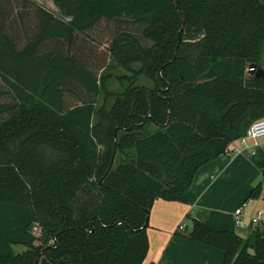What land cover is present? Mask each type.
<instances>
[{"label": "trees", "instance_id": "trees-1", "mask_svg": "<svg viewBox=\"0 0 264 264\" xmlns=\"http://www.w3.org/2000/svg\"><path fill=\"white\" fill-rule=\"evenodd\" d=\"M53 2L65 19L0 0V264H144L155 202L186 203L197 172L264 118V0ZM102 23L143 30L112 40L98 77L79 46ZM110 68L126 72L120 93ZM71 87L84 100L67 108ZM186 236L224 264H264L260 229L252 244L193 220Z\"/></svg>", "mask_w": 264, "mask_h": 264}, {"label": "crops", "instance_id": "crops-1", "mask_svg": "<svg viewBox=\"0 0 264 264\" xmlns=\"http://www.w3.org/2000/svg\"><path fill=\"white\" fill-rule=\"evenodd\" d=\"M25 25L17 20L13 26L21 40L26 37L24 29L28 26ZM243 145L240 140L232 143L227 154L197 172L186 203L155 202L149 216L150 248L144 264H224L223 250L194 242L186 236L193 227V220L205 221L214 230L234 231L243 240L255 243L256 230L264 231L251 223L258 212H264V178L258 168L264 161V139L255 156L245 152ZM247 174L250 179L242 188L241 178ZM261 182V197L246 202L255 184ZM239 208L244 209L245 228L235 224V212ZM181 224L187 225L185 232L178 231Z\"/></svg>", "mask_w": 264, "mask_h": 264}, {"label": "rangeland", "instance_id": "rangeland-1", "mask_svg": "<svg viewBox=\"0 0 264 264\" xmlns=\"http://www.w3.org/2000/svg\"><path fill=\"white\" fill-rule=\"evenodd\" d=\"M36 2L38 5H40L43 8H46L47 10L51 11L53 14L56 16L65 19L60 10L54 5L53 0H32ZM30 13H33L31 11ZM34 17L30 18V21L32 23L31 25V35L33 34L32 32L35 31L36 25L34 22ZM130 31L137 36L141 38V33L143 30V27L141 26H136V25H126L122 24L120 26H117L116 24H108V23H102L99 25V27L94 30L90 36L92 37L91 40L92 42H87L88 45L85 47L84 45H80V54L85 56V59L88 61L89 65L91 68L94 70V73L98 75V77L102 74L103 69L109 64V55L107 53L108 50V45L111 44L112 40L119 35V33L123 30ZM22 43H25V40H22ZM44 50H54L56 52L58 51H63L64 48L59 44H47L44 46ZM88 50V51H87ZM87 51V52H86ZM252 68V67H251ZM249 68V70L251 69ZM107 76H109L108 82H107V89L108 91L112 94L120 93L123 88L122 85L119 81V77L126 74V72L120 68H110L109 70L106 71ZM143 84H146L147 86H151L148 82L143 81ZM73 88V92L67 94V108H71L75 105H80L81 101L84 100V92L80 87H71ZM98 106H102L104 103V95L98 98ZM2 99H0L1 101ZM114 99L113 97L109 100L108 103V108H111L113 105ZM151 129V128H150ZM244 146V145H243ZM249 176L243 175L241 178V186L242 188L246 186L247 181L249 180ZM259 184V183H258ZM258 184H255L256 186ZM255 186V187H256ZM192 227L189 232H191ZM36 236L37 238H41V232L40 230H36ZM38 244H40V241H38ZM26 249L24 247H17L15 251L17 253H22Z\"/></svg>", "mask_w": 264, "mask_h": 264}, {"label": "built area", "instance_id": "built-area-1", "mask_svg": "<svg viewBox=\"0 0 264 264\" xmlns=\"http://www.w3.org/2000/svg\"><path fill=\"white\" fill-rule=\"evenodd\" d=\"M254 71V68L250 69ZM264 139V118L253 123L247 131V134L240 139V142L245 145V152L255 156L256 150L260 147V141ZM228 153V151H227ZM252 225L264 229V212H258L252 218ZM235 224L238 228H245L247 226L246 216L243 208H239L235 212ZM186 224H181L178 231L185 232Z\"/></svg>", "mask_w": 264, "mask_h": 264}, {"label": "water", "instance_id": "water-1", "mask_svg": "<svg viewBox=\"0 0 264 264\" xmlns=\"http://www.w3.org/2000/svg\"><path fill=\"white\" fill-rule=\"evenodd\" d=\"M176 57H177V54H176ZM149 224V220H148V223H147V225Z\"/></svg>", "mask_w": 264, "mask_h": 264}]
</instances>
